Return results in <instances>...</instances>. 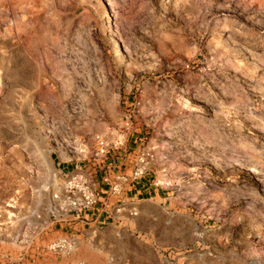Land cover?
Returning a JSON list of instances; mask_svg holds the SVG:
<instances>
[{"label": "rangeland", "instance_id": "obj_1", "mask_svg": "<svg viewBox=\"0 0 264 264\" xmlns=\"http://www.w3.org/2000/svg\"><path fill=\"white\" fill-rule=\"evenodd\" d=\"M0 264H264V0H0Z\"/></svg>", "mask_w": 264, "mask_h": 264}, {"label": "crops", "instance_id": "obj_2", "mask_svg": "<svg viewBox=\"0 0 264 264\" xmlns=\"http://www.w3.org/2000/svg\"><path fill=\"white\" fill-rule=\"evenodd\" d=\"M135 143V142H134ZM131 149V146L129 149L124 150L125 152V157H126V166L124 167V170L127 171L130 169V163L136 162V151L134 150L133 152L127 153ZM131 158L132 161H131ZM102 179V178H101ZM96 184L99 186L102 183V180H99V177H97ZM101 182V183H100ZM161 193V190L159 188L154 187V184H151L150 181L145 180H139L137 182L131 181L128 182V184L125 185L124 192L121 196L123 200H128V199H139V197L142 198H151L152 196L156 198L159 196ZM111 197V196H110ZM108 200H111L108 198ZM122 200V201H123ZM120 201V200H117ZM115 207V206H114ZM111 206L105 205L104 202H100L97 204V206L91 208L86 212V214L80 218L77 217L75 213L72 214V217L74 220H79L83 219L86 221H81L83 224H89L88 222H91L90 224H103L109 221L110 219H114V214L115 212H112Z\"/></svg>", "mask_w": 264, "mask_h": 264}, {"label": "built area", "instance_id": "obj_3", "mask_svg": "<svg viewBox=\"0 0 264 264\" xmlns=\"http://www.w3.org/2000/svg\"><path fill=\"white\" fill-rule=\"evenodd\" d=\"M78 178L81 184L75 187L74 183ZM93 189L95 188L92 181L88 182L83 176L75 177L73 180L71 179L66 191V196L68 197V201H70L69 212L75 211L74 213L78 218L84 216L86 212L97 203V197ZM112 191L111 193L116 195H119L121 192V190H118V187L112 188Z\"/></svg>", "mask_w": 264, "mask_h": 264}, {"label": "bare ground", "instance_id": "obj_4", "mask_svg": "<svg viewBox=\"0 0 264 264\" xmlns=\"http://www.w3.org/2000/svg\"><path fill=\"white\" fill-rule=\"evenodd\" d=\"M110 24V23H109ZM107 28V27H106ZM108 28H109V25H108Z\"/></svg>", "mask_w": 264, "mask_h": 264}]
</instances>
